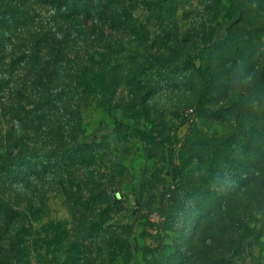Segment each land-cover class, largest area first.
I'll return each mask as SVG.
<instances>
[{"label":"rangeland","instance_id":"obj_1","mask_svg":"<svg viewBox=\"0 0 264 264\" xmlns=\"http://www.w3.org/2000/svg\"><path fill=\"white\" fill-rule=\"evenodd\" d=\"M20 1L0 0V264H264V5L89 0L64 21L24 0L31 49Z\"/></svg>","mask_w":264,"mask_h":264},{"label":"trees","instance_id":"obj_2","mask_svg":"<svg viewBox=\"0 0 264 264\" xmlns=\"http://www.w3.org/2000/svg\"><path fill=\"white\" fill-rule=\"evenodd\" d=\"M41 3L49 7L50 12L54 13V16L57 18H61L64 21H68V9L71 13H76L77 15H81L83 17L88 16L90 12V1L89 0H39ZM259 5H264V0H258ZM17 8V9H16ZM12 9V10H11ZM17 12L23 18V23L26 22V25L24 28L26 30L24 38L22 40L24 41V44L29 46L31 49H36L40 43H43L46 38L43 41H40V39L37 40V31H35L36 28L42 27L41 25L33 24V21L35 19H32L33 14H31L30 9L28 6H26V2L23 0L22 4L21 1L19 2V6H13V3L11 4L10 8V16L12 13ZM54 21V20H53ZM52 21V22H53ZM47 25V29H49ZM35 52V51H33ZM32 52V54H33ZM241 54V52H240ZM33 57V56H32ZM197 72L201 77V80L204 82V90L205 87H207L210 83L208 70L205 68L198 67ZM48 89V88H47ZM49 90V89H48ZM58 95L56 98L49 100V103L52 102H60L62 104V107L65 108V111L68 110V99L65 98V96L68 95V82L62 81V87L60 88V91L58 92ZM202 96L198 100V105L202 103ZM76 117L74 115L71 116L72 121H77L75 119ZM68 120V118H67ZM56 155L51 154L48 155V162L44 163V171L51 170L56 165H60L59 161H66L68 159H78L82 158V154L76 151H72L71 149H67L65 151H61L58 153L57 162L56 160H52ZM55 165V166H54Z\"/></svg>","mask_w":264,"mask_h":264},{"label":"clouds","instance_id":"obj_3","mask_svg":"<svg viewBox=\"0 0 264 264\" xmlns=\"http://www.w3.org/2000/svg\"><path fill=\"white\" fill-rule=\"evenodd\" d=\"M241 72L243 73V83L245 85H252L255 82V74L253 72H247L244 71L243 68H241ZM259 99V96L257 97ZM256 100H253V103H255ZM224 183H228L230 181V177H224L223 178Z\"/></svg>","mask_w":264,"mask_h":264}]
</instances>
